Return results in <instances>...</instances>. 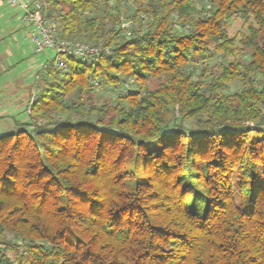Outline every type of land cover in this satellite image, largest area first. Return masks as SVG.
<instances>
[{
	"label": "trees",
	"instance_id": "16d2710c",
	"mask_svg": "<svg viewBox=\"0 0 264 264\" xmlns=\"http://www.w3.org/2000/svg\"><path fill=\"white\" fill-rule=\"evenodd\" d=\"M135 2L45 0L105 51L0 136V264H264V0Z\"/></svg>",
	"mask_w": 264,
	"mask_h": 264
},
{
	"label": "rangeland",
	"instance_id": "374dc122",
	"mask_svg": "<svg viewBox=\"0 0 264 264\" xmlns=\"http://www.w3.org/2000/svg\"><path fill=\"white\" fill-rule=\"evenodd\" d=\"M112 7L114 5L112 4ZM137 9L135 0H120V11L122 13V21L128 24L129 17L133 15ZM16 11V42L15 50L24 49L29 53L27 59L16 63V77L14 86L5 87L0 86V136L16 132L21 124L30 122V116L28 113V106L31 103L32 98L38 91L37 75L45 71V67L54 64L56 66L57 54L53 50H45L43 53H36L33 49L30 38H27L24 34L27 33L26 27L21 25V17L23 12L16 10L7 0H0V14L3 12ZM109 13H115L114 9H109ZM229 32L231 36H235L239 33H247V25H245L243 19L234 17L230 21ZM34 50V51H33ZM23 52V53H24ZM26 53V52H25ZM17 61V57H16ZM219 61L217 58L211 61L210 72H218ZM20 74H24L23 77ZM19 75V76H18ZM1 81V77H0ZM157 81L151 84V87H155ZM7 88V89H6ZM137 88V87H136ZM96 97L99 100L106 99L108 97V90L103 89L98 91ZM26 128H29L26 127Z\"/></svg>",
	"mask_w": 264,
	"mask_h": 264
},
{
	"label": "built area",
	"instance_id": "2783aa9c",
	"mask_svg": "<svg viewBox=\"0 0 264 264\" xmlns=\"http://www.w3.org/2000/svg\"><path fill=\"white\" fill-rule=\"evenodd\" d=\"M13 7L23 12L21 22L28 27V36L34 45L36 53L53 50L57 54L56 67L67 70L68 58L80 59L84 62L94 61L105 49L79 41L62 39L59 34L58 23L44 13L45 0H7ZM123 23V26H130ZM109 53L108 50H106Z\"/></svg>",
	"mask_w": 264,
	"mask_h": 264
},
{
	"label": "crops",
	"instance_id": "0c3cea01",
	"mask_svg": "<svg viewBox=\"0 0 264 264\" xmlns=\"http://www.w3.org/2000/svg\"><path fill=\"white\" fill-rule=\"evenodd\" d=\"M16 10L20 9L16 8ZM15 12L16 11H11L10 13L3 12L2 14H0V86L3 89L5 87L8 88L10 86H14L17 66L16 63L24 61V59H27L29 55L27 50L25 51L26 53L24 52V49V53L22 52V49L15 50V33L17 27ZM21 25L25 26L23 23ZM25 29L27 30V33H25L24 35L29 38V29L28 27H26ZM32 48L34 49V45ZM20 76L23 77L24 74H20Z\"/></svg>",
	"mask_w": 264,
	"mask_h": 264
}]
</instances>
